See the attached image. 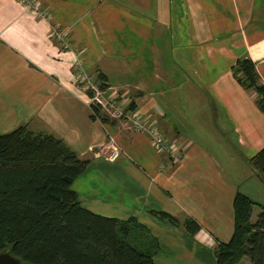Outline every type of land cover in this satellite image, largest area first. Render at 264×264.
I'll return each instance as SVG.
<instances>
[{"label": "crops", "instance_id": "crops-1", "mask_svg": "<svg viewBox=\"0 0 264 264\" xmlns=\"http://www.w3.org/2000/svg\"><path fill=\"white\" fill-rule=\"evenodd\" d=\"M35 1L45 17L0 0V133L26 125L62 140L88 162L72 185L81 206L149 228L160 244L155 264H217L237 193L264 206V177L250 164L264 147V114L231 70L248 57L264 83V0ZM52 26L67 31L69 49ZM80 70L155 123L181 163L161 173L166 158L148 134L92 119L74 82ZM153 212L200 230L190 235Z\"/></svg>", "mask_w": 264, "mask_h": 264}, {"label": "trees", "instance_id": "trees-1", "mask_svg": "<svg viewBox=\"0 0 264 264\" xmlns=\"http://www.w3.org/2000/svg\"><path fill=\"white\" fill-rule=\"evenodd\" d=\"M231 70L245 90L257 95L256 105L264 114V83L256 63L247 57ZM95 78L107 87L103 77ZM96 115L101 123L108 122ZM87 164L62 140L26 125L0 133V253L9 252L23 264H155L160 244L149 228L136 218L103 217L81 206L72 185ZM250 164L264 177V147ZM255 206L261 212L254 223ZM233 209L234 232L217 247V264H240L244 258L264 264V206L237 193ZM153 214L165 223L181 224L166 212ZM181 225L190 235L200 230L191 219Z\"/></svg>", "mask_w": 264, "mask_h": 264}, {"label": "built area", "instance_id": "built-area-1", "mask_svg": "<svg viewBox=\"0 0 264 264\" xmlns=\"http://www.w3.org/2000/svg\"><path fill=\"white\" fill-rule=\"evenodd\" d=\"M26 9L36 14L38 17H45L46 13L41 10V6L34 0H18ZM52 36L56 39L60 47L69 48L67 31L64 29L54 28ZM81 90L84 91L86 103L90 109L91 115L99 120L97 112L102 114L107 120L119 122L124 128L134 133H146L150 137L152 147L166 158V163L160 165V172L167 173L173 166L181 163L183 152L177 146L171 144L166 137L160 133L158 126L146 121L143 115L137 109L128 107V103L121 98L118 90L113 87H102L101 82L89 75L84 70L76 74L74 80ZM112 91L111 94L107 93ZM100 121V120H99ZM111 155L108 161L113 163L120 155V150L116 146L110 148Z\"/></svg>", "mask_w": 264, "mask_h": 264}, {"label": "rangeland", "instance_id": "rangeland-1", "mask_svg": "<svg viewBox=\"0 0 264 264\" xmlns=\"http://www.w3.org/2000/svg\"><path fill=\"white\" fill-rule=\"evenodd\" d=\"M35 1V0H34ZM36 2V1H35ZM37 3V2H36ZM54 28H56V26H52L51 27V29H50V37L51 38H53L54 40H56L53 36H52V30L54 29ZM58 28V27H57ZM57 43V42H56ZM87 73V72H86ZM90 75V74H89ZM111 92L112 91H108L107 90V93H110L111 94ZM118 93H119V91H117ZM119 95H120V93H119ZM121 96V95H120ZM135 108V107H134ZM111 122H113V121H111ZM115 122V121H114ZM14 129H16V127L14 128ZM13 130V129H12ZM161 133V132H160ZM162 134V133H161ZM183 157H185V156H183ZM250 161H251V159H250ZM253 210H255L254 211V215L252 214V218L254 219L253 221H254V223L256 222V220H257V217H258V215L260 214V212H261V208H260V206H255V207H253ZM240 264H250L249 263V261H248V259H246V258H244L241 262H240Z\"/></svg>", "mask_w": 264, "mask_h": 264}, {"label": "water", "instance_id": "water-1", "mask_svg": "<svg viewBox=\"0 0 264 264\" xmlns=\"http://www.w3.org/2000/svg\"><path fill=\"white\" fill-rule=\"evenodd\" d=\"M0 264H23L9 252L0 253Z\"/></svg>", "mask_w": 264, "mask_h": 264}]
</instances>
